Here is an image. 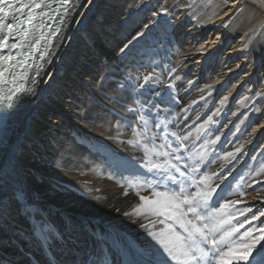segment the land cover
Segmentation results:
<instances>
[{"label": "bare ground", "instance_id": "bare-ground-1", "mask_svg": "<svg viewBox=\"0 0 264 264\" xmlns=\"http://www.w3.org/2000/svg\"><path fill=\"white\" fill-rule=\"evenodd\" d=\"M94 2L98 7L81 4L75 22L61 33L55 45V56L45 65L33 86L34 94L18 104L0 138L4 140L0 145V164L11 155L13 145L19 142L17 155L24 175L19 179L32 196L28 207L63 232L66 240L53 243L51 248L48 245L42 247L31 234V224L35 221L25 217L22 211L0 231L2 264H48L49 261L52 264H85L101 248L108 251L100 243L101 238L109 245H116L109 252V255L115 253L114 264H124L125 259H139L122 254L126 244L137 249L154 245L153 241L143 237L145 229L132 225V218L123 215L130 203L138 200L131 194L122 195L117 182L104 180V176L98 179L89 173H77V166L72 163L74 156L81 157L90 148L103 143L119 148L115 143L117 133L113 118L120 120L122 109L113 99L114 95H117L119 85L126 82V75L134 68H140L141 64L147 65L150 59L163 65L155 70L164 73L165 83L168 81V67H174L176 74L183 77L182 81L175 82L177 98L183 97L180 104L170 107L167 96L163 103L173 109L174 116L191 101H198L189 108L188 123L195 119V114L201 115V119L192 125L193 136L196 135V125L220 107L219 99L228 96L221 114L213 117L217 121L215 134L222 133L217 151H232L233 145H245L244 153L233 161L235 170L229 180H238L247 167L264 171L261 167L264 165V143L258 142L264 141V100L257 99L255 105L244 100L256 91L264 92V12H254L250 5L229 20L230 9L234 11L236 8L232 0H167L174 6L172 23H164L169 18L161 17L156 31L159 41L156 52L133 50L123 57L119 51L121 42L138 22L150 15V9L130 8L128 5L132 0ZM146 2L155 4L156 0ZM242 2L236 0L237 4ZM129 12L139 14L133 15L128 24H123ZM102 15L108 18L104 28L97 23ZM85 21L86 28L82 26ZM190 33L200 40L187 38ZM176 48L180 49L179 55H173ZM69 49H72L74 58L66 61V69L58 71L59 63ZM110 68L117 71L114 82H109L107 70ZM215 68H222L221 72L214 74ZM188 80L194 83L185 91ZM205 84H213L211 96L207 91H198ZM51 88H54L52 97L44 100ZM201 95L207 97V102L200 100ZM109 97H112L111 101ZM255 106L260 107V113L253 111ZM84 110L90 116L85 115ZM253 121L257 124L249 130ZM196 149H199V142ZM254 156L255 160L252 159ZM221 165L232 167L227 161L219 160L212 165V170H219ZM15 186L12 180H8L3 192L10 196ZM72 187H80L88 195L76 192ZM254 187L259 189L261 185ZM239 190L245 192L244 199L249 204L260 206L253 200L256 192L252 188L241 184ZM98 194L105 199L98 200Z\"/></svg>", "mask_w": 264, "mask_h": 264}, {"label": "snow or ice", "instance_id": "snow-or-ice-1", "mask_svg": "<svg viewBox=\"0 0 264 264\" xmlns=\"http://www.w3.org/2000/svg\"><path fill=\"white\" fill-rule=\"evenodd\" d=\"M82 3L98 7L94 0H0V130L7 127L18 104L34 94L33 86L45 65L55 56V45L61 33L75 22L74 17ZM232 3L236 8L230 9L229 20L250 5L254 12H264V0H243L239 4L232 0ZM128 6L140 11L150 9V15L128 33L119 51L123 57L133 50L155 53L161 17H168L164 23L171 25L174 6L167 0H156L155 4L132 0ZM138 14L129 12L122 23L128 24L131 17ZM97 23L104 28L108 18L102 15ZM179 53L180 49L176 48L173 55ZM162 67L160 62L150 59L147 65L141 64L140 68L129 72L126 82L119 85L127 99L123 103L117 101L122 112L120 120L113 118L114 127L118 136L124 134L122 129L130 132L131 137L120 142L141 152L139 158L130 156L113 161L116 172L125 180L119 186L131 189L139 199V203L123 215L136 217L134 222H139L154 242L145 249L126 244L122 254L139 259H125L124 264H264V179H257L264 177V171L253 168L247 180L241 175L238 180L231 181L229 178L235 170L233 161L244 153L245 145H233V150L225 151L223 155L217 153L216 146L222 133L215 134L217 121L213 117L221 114L228 96L219 99L220 107L196 125L193 136L192 125L201 119V115L195 114V119L188 123L189 108L198 101H191L169 119L172 113L152 100L161 85L167 90L166 102L170 107L180 104L183 99H177L175 83L183 77L176 74L174 67H168V82L165 83L164 73L155 70ZM193 83L188 80L185 91ZM212 89L213 84H205L198 91H207L211 96ZM108 99L111 101L112 97ZM257 99L264 100V92L256 91L251 97H244L253 105ZM200 100L207 102V97L201 95ZM160 103L165 100L161 98ZM253 111L260 113L261 109L255 106ZM197 142L199 149L194 150ZM3 143L0 139V145ZM219 160L227 161L232 167L221 165L219 170H212V165ZM125 173L132 179L125 177ZM19 177L20 161L14 151L0 164V231L23 211L25 217L35 221L31 224V234L42 247L48 245L51 248L53 243L66 240L65 234L55 229L38 211L30 210L32 196ZM8 180L16 185L10 196L3 192ZM241 184L256 192L253 200L259 207L244 199L245 192L239 190ZM256 184L261 187L256 189ZM128 194L127 190L122 192L124 196ZM100 243L108 251L101 248L85 264H114L115 253L109 255V252L116 245H109L103 238Z\"/></svg>", "mask_w": 264, "mask_h": 264}, {"label": "rangeland", "instance_id": "rangeland-1", "mask_svg": "<svg viewBox=\"0 0 264 264\" xmlns=\"http://www.w3.org/2000/svg\"><path fill=\"white\" fill-rule=\"evenodd\" d=\"M84 23V25H82V26H85V28H86V25H87V23H86V21L85 22H83ZM189 28V27H188ZM81 29H82V27H81ZM189 31V30H188ZM192 35V33H190L188 36H187V38H189V39H191L192 41H199L200 39L199 38H197L196 39V37H195V35L194 36H191ZM204 38V37H203ZM239 40V39H238ZM263 44H264V42H263ZM72 49H69L68 51H67V53L65 54V58H64V60H62L60 63H59V70L58 71H60L61 69H66V61H68V60H70V59H72V58H74V56L72 55ZM221 69L222 68H218V70L215 68L214 70H213V73L214 74H219L220 72H221ZM116 70L114 69V68H110L109 70H107V72L109 73V82H114L115 80H116V72H115ZM150 71V70H149ZM115 72V73H114ZM157 73H160V72H158V71H156ZM114 73V74H113ZM113 75V76H112ZM111 77V78H110ZM165 81V80H164ZM168 82V81H167ZM166 82V83H167ZM53 91H54V88H51L47 93H46V95L44 96V100H46L47 99V101L52 97V95H53ZM122 93V94H121ZM121 96V97H120ZM125 96V97H124ZM167 96V90L161 85V86H159V92H158V94L157 95H154L153 97H152V100H153V102H155V103H158L159 104V106L161 107V108H163V109H165V111L167 112V111H170L171 113H173V109L172 108H167L166 106H164V104L163 103H160V100H161V98H163L164 100H165V97ZM126 99L127 97H126V93H125V91H123V90H121L120 88H119V90H118V93H117V95H114V100H116L115 102L117 103V100L118 101H120V102H122V101H124V99ZM122 99V100H121ZM178 99V98H177ZM242 107H244L243 106V104H242ZM87 109V108H86ZM245 110H246V107H245ZM85 111V110H84ZM232 111V110H231ZM246 113V112H245ZM85 115H87V116H90V113L88 112V111H85V113H84ZM175 116L172 114L171 116H169V119H172V118H174ZM121 118V117H120ZM259 117H257V119H258ZM116 120H119V118H117ZM227 121H229V119L228 120H226V122ZM256 124H257V122L256 121H253V122H251V124H250V128H249V130L250 129H252L253 127H255L256 126ZM115 131H116V128H115ZM123 133H124V135L122 134V135H120V136H118L117 134H115L116 135V138H115V143L117 144V145H119V148H118V146H116L117 148H115V146L114 145H112L111 143L110 144H100L99 145V147H98V145L97 146H94L93 148H90V151H92V152H90V151H88L87 152V154H84L83 156H81V157H77V156H74L73 157V159H72V163H75V167L78 169V170H76L77 171V173H81V174H90V175H93L95 178H98V179H103V176H104V180H107V181H109V182H117V186H119L120 184H124L125 183V180H124V178H122L121 176H120V174L118 173V172H116V170H115V168H114V166H113V161L114 160H118V159H122V158H125V157H130V156H134V157H136V158H139L140 156H141V152H139V151H137V150H135V149H133L131 146H127V144H125V143H121L120 141L121 140H124V139H128V138H130L131 137V133L130 132H126V131H124L123 129L121 130ZM115 133H117V131L115 132ZM259 136V135H258ZM119 138H120V140H119ZM258 142L259 143H261L262 142V144L264 143V141H262V140H258ZM123 145H121V144ZM125 144V145H124ZM103 145V146H102ZM18 147H19V142H16L14 145H13V149H12V153L15 151V153H16V155H17V152H18ZM96 147H97V149H96ZM101 147H104V148H101ZM107 147H109V148H107ZM123 147V148H122ZM102 150H101V149ZM129 148H130V150H129ZM93 149V150H92ZM108 149V150H107ZM96 151V153H95V151ZM94 151V152H93ZM11 153V154H12ZM217 153H219L220 155H223V153H224V150H222V149H219L218 151H217ZM18 156V155H17ZM89 160H88V159ZM20 161V160H19ZM92 162V163H91ZM85 164H87V165H85ZM86 168H85V167ZM20 167H21V162H20ZM82 167V168H81ZM75 168V169H76ZM85 169V170H84ZM253 168H249V167H247L245 170H244V172L241 174V175H245V177H246V180L248 179V175L250 174V172H251V170H252ZM88 172H87V171ZM107 175H109L108 177H107ZM240 175V176H241ZM124 176L125 177H127L128 179H132V177H130V176H128V174L127 173H125L124 174ZM43 177V176H42ZM101 177V178H100ZM116 177H118V178H116ZM19 178H24V175H23V173H22V170H21V168H20V177ZM112 179V180H111ZM120 181V182H119ZM250 181V180H249ZM249 181H248V183H249ZM119 182V183H118ZM73 188V187H72ZM71 188V189H72ZM119 188L120 189H122L120 186H119ZM72 190H75L76 192H82V194L83 195H86L87 193L85 192V191H83L80 187H75V188H73ZM125 190H127L128 192H129V194L128 195H133L134 196V198H136L137 200H138V202H134V204H133V202H131L130 203V205L128 206V208H127V211H131V209H132V207L134 206V205H136L137 203H139V199H138V197L134 194V192L131 190V189H129V188H127V187H125L124 189H122V192L123 191H125ZM141 194H143V195H148L149 193H147V192H142ZM88 195V194H87ZM98 200H104L105 198H104V196L101 194H98ZM101 197V198H100ZM125 212V211H124ZM126 217H128V216H126ZM132 218V220H131V224L132 225H134V226H139L138 224H139V222H134V221H136V217H131ZM146 222V221H145ZM142 230H144L143 228H142ZM143 237H145L146 236V239H148V240H151V238L150 237H148L147 236V234L145 233V232H143Z\"/></svg>", "mask_w": 264, "mask_h": 264}]
</instances>
